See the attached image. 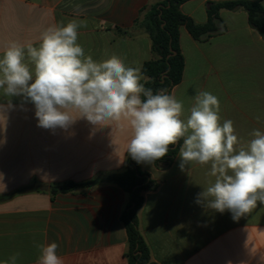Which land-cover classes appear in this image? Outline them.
<instances>
[{
	"label": "crops",
	"instance_id": "1",
	"mask_svg": "<svg viewBox=\"0 0 264 264\" xmlns=\"http://www.w3.org/2000/svg\"><path fill=\"white\" fill-rule=\"evenodd\" d=\"M162 1L0 0V57L13 42L38 47L49 27L76 19L86 21L78 36L86 56L99 62L114 54L142 72L154 54L141 23ZM228 1L238 0H187L180 9L205 24L209 3ZM251 1L264 6V0ZM219 17L218 31L203 39L180 27L184 69L171 95L183 102L186 118L194 95L211 92L220 102L221 124L232 120L246 143L254 129L264 132V38L241 6L223 8ZM37 123L31 103L0 89V196H8L0 200V262L18 252L17 264H36L37 245L56 242L64 264H129L121 221L128 195L107 180L125 169L131 135L126 122L96 127L80 119L55 132ZM179 163L178 152L167 168L142 166L158 184L144 194L138 212L152 261L264 264V204L258 201L237 219L197 204V194L214 182L207 174L210 165L190 163L181 171ZM91 180L98 182L73 192L52 191Z\"/></svg>",
	"mask_w": 264,
	"mask_h": 264
},
{
	"label": "clouds",
	"instance_id": "2",
	"mask_svg": "<svg viewBox=\"0 0 264 264\" xmlns=\"http://www.w3.org/2000/svg\"><path fill=\"white\" fill-rule=\"evenodd\" d=\"M81 27L86 21H61L42 33L38 47L7 46L0 57L4 94L31 103L37 126L53 132L67 131L80 119L96 127L126 122L131 133L126 153L138 164L161 160L183 140L181 171L190 163L210 165L207 174L215 178L197 194V204L229 211L233 219L249 213L258 201L264 204V132L254 129L251 139L242 142L232 120L221 124L219 99L208 91L194 95L182 118L183 102L165 89L154 93L145 87L149 78L139 67L127 66L114 54L99 62L86 56L78 43ZM37 247L36 264H64L56 242ZM19 255L0 264H17Z\"/></svg>",
	"mask_w": 264,
	"mask_h": 264
},
{
	"label": "trees",
	"instance_id": "3",
	"mask_svg": "<svg viewBox=\"0 0 264 264\" xmlns=\"http://www.w3.org/2000/svg\"><path fill=\"white\" fill-rule=\"evenodd\" d=\"M187 0H163L152 5L141 25L149 33L152 40L154 57L142 66V73L149 78L145 87L157 90L165 89L171 95L174 86L182 80L184 57L179 46V29L185 26L196 39H203L218 31L219 12L223 8L243 7L249 18L250 25L257 29L264 38V6L260 1L238 0L209 3L208 21L198 24L183 14L180 9ZM183 140L170 146L169 153L161 160L155 161L156 167L164 169L175 160ZM145 163L138 164L127 154L125 169L122 172L108 175L107 180L121 187L128 195V202L121 214V221L127 232L126 257L129 264H156L151 259V252L139 226L138 212L143 206L145 193L158 187L151 175L142 169ZM91 180L85 183L67 182L60 187H53V193L73 192L80 187L97 183ZM8 196H0V200Z\"/></svg>",
	"mask_w": 264,
	"mask_h": 264
}]
</instances>
